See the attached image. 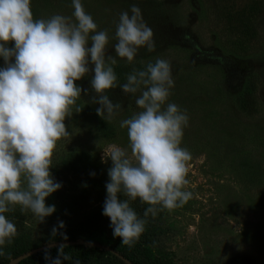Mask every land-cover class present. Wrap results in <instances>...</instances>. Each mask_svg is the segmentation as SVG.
<instances>
[{
    "label": "rangeland",
    "instance_id": "obj_1",
    "mask_svg": "<svg viewBox=\"0 0 264 264\" xmlns=\"http://www.w3.org/2000/svg\"><path fill=\"white\" fill-rule=\"evenodd\" d=\"M81 2L97 31H108L109 54H115L119 14L134 3L154 32L156 48L151 53L141 48L131 63L118 58L117 86L106 93L122 104L108 120L111 135L102 134L97 124L99 105L90 100L92 73L76 82L89 94L77 99L82 110L75 113L73 106V115L65 120L70 135L57 142L52 155L50 171L62 187L46 198V204L55 205L56 211L42 223L30 211L22 212L25 233L41 239L53 227L71 230L75 219L94 213V220L102 224V241L119 239L102 214L111 161L104 163L101 158L111 144L128 148L127 130L119 123L140 111L119 85L126 83L133 69L143 70L159 57L172 66L174 86L168 102L186 109L189 116L181 146L192 157L186 190L193 195L184 206L161 211L154 218L162 230V243L152 249L153 257L165 258L168 264H264V16L252 11L254 3L264 0ZM31 10L34 18L71 17L74 11L72 0H31ZM227 14L234 20L243 16L244 27L233 30ZM121 66L128 69L124 75L117 70ZM246 93L255 97V111L242 108ZM5 215L11 219V211Z\"/></svg>",
    "mask_w": 264,
    "mask_h": 264
},
{
    "label": "clouds",
    "instance_id": "obj_2",
    "mask_svg": "<svg viewBox=\"0 0 264 264\" xmlns=\"http://www.w3.org/2000/svg\"><path fill=\"white\" fill-rule=\"evenodd\" d=\"M72 7L71 17L34 18L31 0H0V256L17 235L5 213L19 206L42 223L56 211L46 204L62 187L50 171L52 155L57 142L70 135L65 120L73 106L75 113L82 110L77 99L89 94L76 82L92 73L91 103L99 105L97 115L110 120L122 108L106 94L117 86L118 58L131 63L141 48L149 53L156 48L154 32L135 3L119 14L114 55L108 53V31H97L81 0H72ZM173 86L171 63L159 57L143 70L133 69L119 85L124 95L141 93L135 101L140 111L119 123L127 130L128 148L111 144L103 150L102 162L110 160L111 166L102 214L110 219L113 236L128 247L139 241L149 216L182 207L193 195L186 190L192 157L181 146L189 116L168 102ZM137 199L149 205L143 218L131 206ZM64 246L55 258L44 249L48 264L72 259Z\"/></svg>",
    "mask_w": 264,
    "mask_h": 264
},
{
    "label": "trees",
    "instance_id": "obj_3",
    "mask_svg": "<svg viewBox=\"0 0 264 264\" xmlns=\"http://www.w3.org/2000/svg\"><path fill=\"white\" fill-rule=\"evenodd\" d=\"M252 9L254 13L257 11V13H261L260 15L264 16V3L260 5H256L254 3ZM235 18L236 19L234 20V15L227 14L226 22L233 23V30L235 28L241 30V28L244 27V17L237 16ZM117 70L120 71V75H122V73L124 75L128 69L127 67L125 68V66H121L118 67ZM138 94L139 91L135 94H130L132 103L136 104L135 101L138 98ZM241 103L242 108L246 111H255L256 99L251 93L244 94ZM97 124L102 134L107 135V133H109L111 135L113 131L112 125L108 120L98 117ZM131 206L137 214L143 218V212L146 208H142L137 205V201H133ZM21 213L22 212L19 208H15L11 211L12 216L10 220L14 222L20 234L16 235L13 238L12 243L9 244L8 247L4 248L5 254L0 256V264H9L19 255L51 242L77 239L97 242L109 246L133 264H168L165 258L153 257L152 255V249L160 247L162 243V230L156 225L154 218L151 216L148 217V223L146 224L145 231L141 235L139 241L136 242L134 246L128 247L121 243V238L114 242L102 241V224L100 221L94 220V213H90L87 216H81L77 220L75 219L73 222L75 227L71 230L62 229L57 231V234L54 236L50 233L41 239L34 237L32 234L25 233L22 228V218L20 217ZM64 236H66L67 239H64ZM57 248L58 246L49 248L53 258L57 256ZM64 252L70 255L72 259L62 260V264H74V261L77 259L80 260L81 264H127L122 258L113 252L95 246H85L81 244L67 245L64 246ZM16 264H48V261L44 259V250H42L18 261Z\"/></svg>",
    "mask_w": 264,
    "mask_h": 264
},
{
    "label": "water",
    "instance_id": "obj_4",
    "mask_svg": "<svg viewBox=\"0 0 264 264\" xmlns=\"http://www.w3.org/2000/svg\"><path fill=\"white\" fill-rule=\"evenodd\" d=\"M61 244H64L65 246L67 245H75V244H81V245H85V246H95V247H99V248H103L107 251L113 252L114 254H116L117 256H119L120 258H122L127 264H133L131 261H129L128 259H125L122 255H120L118 252L114 251L111 247L103 245L101 243H97V242H90V241H85L83 239H77V240H60V241H55V242H51L45 245H42L38 248H35L33 250H30L26 253H23L21 255H19L18 257H16L15 259H13L9 264H16L18 261L34 254L37 252H40L42 250H44L45 248H52V247H57Z\"/></svg>",
    "mask_w": 264,
    "mask_h": 264
}]
</instances>
